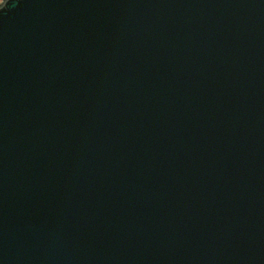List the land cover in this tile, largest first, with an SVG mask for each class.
Listing matches in <instances>:
<instances>
[{
  "label": "water",
  "instance_id": "1",
  "mask_svg": "<svg viewBox=\"0 0 264 264\" xmlns=\"http://www.w3.org/2000/svg\"><path fill=\"white\" fill-rule=\"evenodd\" d=\"M0 264H264V0H2Z\"/></svg>",
  "mask_w": 264,
  "mask_h": 264
},
{
  "label": "rangeland",
  "instance_id": "2",
  "mask_svg": "<svg viewBox=\"0 0 264 264\" xmlns=\"http://www.w3.org/2000/svg\"><path fill=\"white\" fill-rule=\"evenodd\" d=\"M2 2V0H0V3Z\"/></svg>",
  "mask_w": 264,
  "mask_h": 264
}]
</instances>
